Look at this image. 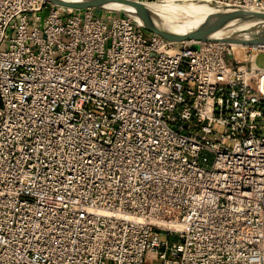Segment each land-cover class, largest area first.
I'll return each instance as SVG.
<instances>
[{"label": "built area", "instance_id": "1", "mask_svg": "<svg viewBox=\"0 0 264 264\" xmlns=\"http://www.w3.org/2000/svg\"><path fill=\"white\" fill-rule=\"evenodd\" d=\"M260 53L0 0V264H264Z\"/></svg>", "mask_w": 264, "mask_h": 264}, {"label": "water", "instance_id": "2", "mask_svg": "<svg viewBox=\"0 0 264 264\" xmlns=\"http://www.w3.org/2000/svg\"><path fill=\"white\" fill-rule=\"evenodd\" d=\"M51 4L70 9L83 8H109L116 4L140 21L142 26L150 32L158 34L169 41H222L242 45L264 44V31L252 34V27L245 25L255 23L264 26V13L246 10L213 13L203 19L193 29L185 33H175L163 28L149 13L137 2L130 0H45ZM115 9V8H114ZM241 28L242 37L223 35L233 28Z\"/></svg>", "mask_w": 264, "mask_h": 264}, {"label": "bare ground", "instance_id": "3", "mask_svg": "<svg viewBox=\"0 0 264 264\" xmlns=\"http://www.w3.org/2000/svg\"><path fill=\"white\" fill-rule=\"evenodd\" d=\"M138 4L163 28L175 33H185L211 15L209 12L211 8L205 3H189L191 5L188 6H169L147 2ZM109 8L123 10L121 6L116 4L109 6ZM180 23L185 24L180 26Z\"/></svg>", "mask_w": 264, "mask_h": 264}, {"label": "rangeland", "instance_id": "4", "mask_svg": "<svg viewBox=\"0 0 264 264\" xmlns=\"http://www.w3.org/2000/svg\"><path fill=\"white\" fill-rule=\"evenodd\" d=\"M188 5H191V4H180V5H171V6H188ZM209 12H210V14L214 13V11H212V10H209ZM110 14L111 13H109V15ZM183 24H185V23H180V26ZM254 24L255 23H253L251 25H247V27H246V28L252 27V34H258L261 31H264V26H256ZM223 35H230L232 37H242V35H244V33L240 29L234 28V29H230V30L226 31ZM240 56L241 55L235 54L236 59H240ZM255 63L258 67L264 68V53L258 54V56L255 59ZM153 264H158V263H157V261H155V262H153Z\"/></svg>", "mask_w": 264, "mask_h": 264}]
</instances>
